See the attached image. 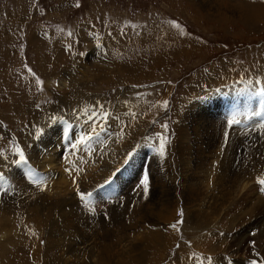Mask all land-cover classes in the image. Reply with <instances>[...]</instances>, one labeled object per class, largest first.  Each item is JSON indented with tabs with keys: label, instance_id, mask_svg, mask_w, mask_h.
Instances as JSON below:
<instances>
[{
	"label": "rangeland",
	"instance_id": "rangeland-1",
	"mask_svg": "<svg viewBox=\"0 0 264 264\" xmlns=\"http://www.w3.org/2000/svg\"><path fill=\"white\" fill-rule=\"evenodd\" d=\"M249 1L245 5L252 7L251 13L226 11L222 15L225 19L218 22L200 7L192 6L189 0H0V159L4 163L11 159L19 167L15 163L16 146L28 158V152L31 156L41 154L45 147H39V138L45 130L37 128L34 120L45 119L50 111L62 109L65 115L50 119L65 120L67 125L63 124L61 129L73 127L79 119L87 120L92 112L95 117L107 113L106 126L103 124L107 135L93 133V143L103 145L114 137L118 128L122 131L113 140L119 137L114 142L120 146L121 142H127L130 130H142L128 151L134 155L129 158L127 153L125 158L129 162L125 163V159L119 168L126 173L130 172L126 167L132 160L135 162L138 150L147 151L143 145L145 136L153 135L157 142L148 137L145 141L157 148L156 134L163 133L160 125L168 123L166 152L176 164L172 134L183 101L190 98L187 103L190 105L209 90L218 92L235 81L252 80L254 76L264 86V0ZM77 3L80 7H76ZM62 74L68 78L61 91L57 80ZM37 80L42 84H37ZM242 89L236 101L248 95V89ZM258 97L259 106H255L253 115L262 124L264 95L259 93ZM165 100L167 109L162 106ZM96 105L97 112L92 111L90 108ZM37 129L41 130L39 136ZM60 139V145L65 147L68 138L60 136ZM150 149L151 146L149 152ZM93 152L87 150L70 157L59 150L58 154L72 160V174L80 164L87 165L85 161ZM95 154L98 153L94 152L92 158ZM147 162L141 169L142 176ZM28 164H19L22 173L28 171L23 168L34 166ZM246 164H250L248 160ZM217 166L204 160L198 170L199 181L210 184L211 178L221 174ZM254 169L263 173L258 164L245 171L255 175ZM0 173H3L1 169ZM259 180L264 177H255L237 194L230 193L233 200L214 225L188 227L181 199L176 198L174 216L169 223L176 227H170L167 232L166 253L160 256L154 251L158 261L147 263L208 264L209 257L212 264L264 260V191L261 190L264 185ZM16 183L13 181L12 185ZM27 183L35 186L30 181ZM101 185L97 190L105 193L108 187L106 183ZM2 189H8L7 185ZM89 192L99 202L96 190ZM227 200L223 194V201ZM122 202L121 206L125 203ZM129 206L133 209L131 203ZM7 211L0 210V264H50L47 225L44 221L38 227L34 225L35 218L43 219L46 210L35 214L16 211L15 216ZM85 226L96 228L94 224L82 228ZM56 238L50 242L54 248H58Z\"/></svg>",
	"mask_w": 264,
	"mask_h": 264
},
{
	"label": "bare ground",
	"instance_id": "bare-ground-1",
	"mask_svg": "<svg viewBox=\"0 0 264 264\" xmlns=\"http://www.w3.org/2000/svg\"><path fill=\"white\" fill-rule=\"evenodd\" d=\"M189 1L193 4L192 6L200 7L218 22L225 19L222 15L226 11L252 12V7L245 5L250 2L249 0ZM244 5L245 11L242 9ZM257 75L259 77V74ZM65 78H68L67 74H62L57 80V88L61 91L66 82ZM258 82L254 76L252 80L232 82L233 85L225 86L218 92L209 90L195 98L190 105L187 104L190 98L183 101L181 104L183 109L179 112L176 124L174 123L172 134L176 164H173L171 157H168V152L164 158H161L155 151L156 148L145 141L148 137L154 143L157 142L156 139L153 140V135L145 136L143 145L147 151L143 148L138 150L136 159L133 157L135 162L133 163L132 160L126 167L127 171L130 170L129 173L122 172L119 168L122 167L131 144L137 139V133L142 130L139 128L137 131L134 128L133 132L130 130L127 142L124 144L121 142L120 146L114 142L120 140L119 137L113 139L119 136L118 133L122 130L115 128L114 137L105 141L103 145L90 141L87 146L80 144L73 149L72 144L76 143L79 136L91 133L94 127L99 134L107 135L100 130L101 126L106 124L105 116L101 114L99 117L94 115L90 118V115L94 114L92 112L87 120L79 119L73 127L61 129L65 126L63 124L67 125L65 120L53 122L54 120L50 119L65 115L64 110L50 111L47 118L34 120L37 128L42 129V132L45 130L39 138V147H45L46 153L43 154V151L41 154L31 156V152H28L29 158L26 157L35 166L31 167L32 177L42 178V183L39 186L29 185L27 183L30 181L29 167L23 168L28 171L22 173L20 166L16 167L11 159L9 163H4L0 159V169L5 176V180L0 181V210H8L7 212H12L13 216L16 211H28L35 214L46 210L45 217L35 218L34 225L38 227L43 221L47 225L46 240L50 246L48 250L50 264H149L151 260L156 263L158 258L153 255V252L156 251L158 255L163 256L169 246L166 238H169L167 232L174 216L176 198L181 199L183 218L187 217L188 227L214 225L231 204L233 198L230 197V193L237 194L255 177H264V121L260 124L253 115L259 100L258 94L261 93L262 97L264 95V86L261 85L262 82L260 85ZM242 88L248 89V95L236 101L235 98L242 94ZM245 93H247L246 90ZM98 107L96 105L90 109L93 111ZM248 110H251L249 117ZM233 117L239 123L229 125L227 122ZM65 132L68 139L63 147L59 141H61L60 136H65ZM251 133L253 135L250 137ZM59 150L70 157L87 150L98 154L92 158L93 152L85 161L86 166L83 167L82 163L83 165L80 164L76 172L70 174L72 160L61 158L58 154ZM198 151L203 154L202 157ZM148 152L150 158L147 157ZM147 160L149 191L147 197H144L142 187L136 189V186L143 177L141 169ZM204 160L218 164L217 170L221 173L211 178L210 184L199 181L198 170ZM246 160L250 164H246ZM257 164L263 173L254 169L255 175H252L245 171L248 167ZM66 168L68 171H65ZM245 175L248 176L246 181ZM111 176V182L106 184L107 191L99 193L97 187L104 185ZM13 181L17 182L16 186L12 185ZM4 185L8 187L5 191L2 189ZM93 189L100 197L99 202L94 200V196L91 197L90 203L76 197L78 190L86 194ZM114 190H116L115 193H113ZM223 194L229 200L223 201ZM103 195L108 198L107 201L106 197L102 198ZM122 201L125 203L121 206ZM130 203L133 209L129 206ZM84 208L87 214L94 212L97 213L96 216H88ZM127 220L131 222L127 223ZM90 224H94L96 228L92 226L82 228V225ZM54 238L58 248H54L50 243ZM202 244L204 243L200 245Z\"/></svg>",
	"mask_w": 264,
	"mask_h": 264
},
{
	"label": "snow or ice",
	"instance_id": "snow-or-ice-1",
	"mask_svg": "<svg viewBox=\"0 0 264 264\" xmlns=\"http://www.w3.org/2000/svg\"><path fill=\"white\" fill-rule=\"evenodd\" d=\"M76 7H80V4L77 3L76 4ZM174 24V26L176 27H179L178 24H175V22H172ZM69 35H71V33H69ZM83 53H81L82 55ZM30 71V70H29ZM37 84H42V81H39L37 80ZM162 106L167 109V106H168V101L165 100L162 102ZM95 114H91L90 115V118H93ZM257 115H259V113H257ZM104 116L106 117L107 116V113L104 114ZM52 119H55L54 117ZM229 125H232V124H238L239 121L237 119H235V117L231 118L228 120L227 122ZM161 128L164 130L163 133H157V137H158V140H159V144H158V147L155 149V151L159 154V156L161 158H164L165 155H166V146L167 144L169 143V139H168V128H169V125L168 123H163L160 125ZM101 131H103V127L101 126ZM41 133V130L40 129H37L36 131V135L39 136ZM93 133L95 134V136H98L99 133L95 131V127L92 129V132L89 133V134H81L79 136V138L77 139L76 143L72 144V148L75 149L77 148L78 145L80 144H83L85 146L88 145V143L94 139V135ZM65 137L67 136V132L64 133ZM226 137H227V133L225 134ZM15 154L18 156V159L15 161V163L17 164H25L26 166H28V159L26 158L25 154H24V151L19 147V146H16L15 149ZM133 155L132 152H129L128 153V157L130 158L131 156ZM128 160L126 159L125 160V163H127ZM32 169H31V166H29V172H28V176H29V179H30V182L33 183L34 185H40L42 183V178L40 179H35L32 177ZM65 171H68V169L66 168ZM118 171V170H117ZM115 175V173L113 174ZM5 180V176L3 173H0V181H4ZM111 182V179L109 180H106L105 183H110ZM259 184L261 185H264V180H259L258 181ZM137 189L141 188L142 187V190H143V195L144 197H147L148 195V191H149V174H148V171L145 170L144 174H143V177L140 179L139 181V184L136 186ZM43 190V188L41 189ZM262 191H264V188L261 189ZM77 194L79 195L80 199L83 200V201H87V202H91V197L93 195V193L91 192H88V193H82L78 190ZM94 211V209H93ZM177 223H180V221H178ZM170 227H173L175 228L176 225L173 224V225H170ZM221 235H223V233H221ZM253 235H255V233H253ZM253 246H255V242H251ZM257 256H259V253H256ZM208 264H212V258L209 257L208 258ZM228 264H231V261H228ZM249 264H264V260H261V261H258L256 259H252Z\"/></svg>",
	"mask_w": 264,
	"mask_h": 264
}]
</instances>
